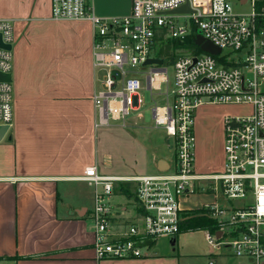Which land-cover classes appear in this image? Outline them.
I'll use <instances>...</instances> for the list:
<instances>
[{"label": "built area", "instance_id": "obj_1", "mask_svg": "<svg viewBox=\"0 0 264 264\" xmlns=\"http://www.w3.org/2000/svg\"><path fill=\"white\" fill-rule=\"evenodd\" d=\"M239 14L229 0H132L124 17L96 15L88 0H52L55 19H88L93 26V64L103 71V86L93 96L96 127L123 124L141 107L147 88L164 102L152 108L154 126L172 142V158L156 173L115 175L89 165L80 179L94 189L90 220L98 260L145 256L148 240L176 239L186 213L205 210L219 225L206 230L207 241L244 260L264 264V6ZM189 6V11L171 13ZM0 35L13 48V21L0 18ZM187 35L190 43H179ZM219 47L218 55L204 51L194 39ZM177 40L179 47L161 53L157 44ZM190 46V47H186ZM188 51H182V48ZM173 58L171 80L166 59ZM158 58L161 63L146 64ZM13 50L0 44V72L11 73ZM162 84L167 90L162 93ZM154 91H160L154 93ZM206 103L250 104L248 116H226L224 169L195 170V116ZM14 120L12 82H0V127ZM130 184L136 215L125 222L112 211L111 197ZM211 194L212 202L185 209L182 200ZM152 243V244H153ZM151 244V245H152ZM208 264H218L210 256Z\"/></svg>", "mask_w": 264, "mask_h": 264}, {"label": "crops", "instance_id": "obj_2", "mask_svg": "<svg viewBox=\"0 0 264 264\" xmlns=\"http://www.w3.org/2000/svg\"><path fill=\"white\" fill-rule=\"evenodd\" d=\"M88 2L101 17L132 10V0ZM0 18L13 21L14 33V120L0 140V264H208L210 256L218 264H242L230 250L213 247L202 229L161 237L140 258L97 259L89 217L94 189L80 176L93 164L106 174H148L123 164L132 158L136 165L142 152L148 159L144 113L96 127L93 96L104 73L93 64L90 20L53 18L52 0H0ZM213 106L196 111L199 173L224 169L227 113L213 114ZM183 200L185 209L200 207ZM110 202L124 231L135 218V199L117 189Z\"/></svg>", "mask_w": 264, "mask_h": 264}, {"label": "rangeland", "instance_id": "obj_3", "mask_svg": "<svg viewBox=\"0 0 264 264\" xmlns=\"http://www.w3.org/2000/svg\"><path fill=\"white\" fill-rule=\"evenodd\" d=\"M233 6V10L239 14H247L252 10L251 0L243 3L242 0H229ZM176 47H179L177 44V40H167L157 44V49L161 53L173 51ZM190 47V46H186ZM182 48V51H188L187 48ZM173 58L166 59V66L168 67L169 76L172 80L173 78ZM103 72L100 73L102 75ZM144 87L140 91L141 96L144 100V105L140 108L137 106L135 108L134 114L142 111L144 113V123L146 124L144 130L146 132V136H144V143L147 152L148 159L145 158L144 153H139L138 162L136 165H133L134 162L132 158L126 159L122 162L125 164L124 167L137 170H143V173H156L166 166L167 162L171 161L173 148L172 142L169 136L165 133V131L161 128H157L154 126L153 122V113L152 108L155 104H161L164 102V97L161 95L152 96V92L149 88H147V84L145 79L142 80ZM167 90V84H162V93H165ZM160 91H154V93H159ZM226 105V106H225ZM141 109V110H140ZM198 110V109H197ZM213 114L227 113L226 116H248L253 112V107L250 104H227V103H215V106L212 107ZM225 116V117H226ZM196 118V116H195ZM118 123H114L112 125H116ZM196 134V131H195ZM224 138H225V123H224ZM197 144V141H196ZM137 153V151H136ZM129 157L132 154L126 153ZM136 156V155H135ZM195 163H196V151H195ZM160 164V166H158ZM129 166V167H128ZM197 171V169L195 168ZM139 172V171H138ZM198 172V171H197ZM212 200V196L210 194H199L195 196H191L187 199L183 200L184 206H202L203 204L209 203Z\"/></svg>", "mask_w": 264, "mask_h": 264}, {"label": "trees", "instance_id": "obj_4", "mask_svg": "<svg viewBox=\"0 0 264 264\" xmlns=\"http://www.w3.org/2000/svg\"><path fill=\"white\" fill-rule=\"evenodd\" d=\"M264 6V0H256L255 8L260 10ZM130 184H122L121 188L118 189L121 193L131 196ZM209 230L216 232L219 229V225L215 219H213L205 210H192L186 213V218L181 224V231L190 230Z\"/></svg>", "mask_w": 264, "mask_h": 264}, {"label": "water", "instance_id": "obj_5", "mask_svg": "<svg viewBox=\"0 0 264 264\" xmlns=\"http://www.w3.org/2000/svg\"><path fill=\"white\" fill-rule=\"evenodd\" d=\"M246 0H243V2H245ZM186 11H189V6L186 5V6H183V7H180V8H177L175 10H172L171 13H183V12H186ZM192 41L191 39V36L190 35H187L183 38V41L179 40V43H190ZM194 41L197 43V44H200L202 49L210 54H213V55H218L220 52H221V49L215 45H213L211 42L207 41V40H204L201 36H198L197 38L194 39ZM0 44L1 46L7 48V49H12V45L11 44H4L2 42V38H1V35H0ZM154 63H161V60L158 59V58H155V59H149L146 64H154ZM0 82H12V73H3V72H0ZM9 129V126H2L0 127V140L3 138V136L5 135V133L8 131ZM172 240H174L172 238ZM153 242L152 240H148L146 242V244H149L151 245Z\"/></svg>", "mask_w": 264, "mask_h": 264}]
</instances>
